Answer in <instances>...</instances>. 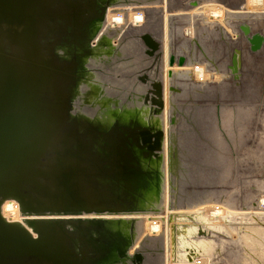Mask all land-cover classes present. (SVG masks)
I'll list each match as a JSON object with an SVG mask.
<instances>
[{"label": "bare ground", "instance_id": "1", "mask_svg": "<svg viewBox=\"0 0 264 264\" xmlns=\"http://www.w3.org/2000/svg\"><path fill=\"white\" fill-rule=\"evenodd\" d=\"M166 1L176 10L169 11ZM166 1L97 0L89 5L51 0L44 13L35 4L46 0L21 5L25 31L35 30L38 41L46 37L44 44L54 42L53 58L65 65L61 72L52 67L46 84L53 120L43 144L50 154L45 164L54 170L44 178L54 196L46 201L63 206L49 217L73 221L79 216L75 213H85L81 235L91 228L83 218L91 221L99 243L92 259L80 264H132L135 253L142 255L140 264H264V209L258 208L264 193L253 207L239 188L241 176L234 183L227 179L224 153L231 149L230 139L237 140L229 112L236 107L222 105L243 93L254 98L247 83L234 86L232 72L240 70L247 53L246 59L261 45L264 52V36L246 24L264 13V0ZM106 17L109 25H104ZM127 19L130 24L122 28ZM146 29L153 31L163 55L161 65L150 71L162 80L161 89L154 85V94L145 100L148 82L138 79L132 67L143 57L138 34ZM236 33L241 39L243 33L249 46L243 39L244 48L235 47ZM8 35L0 23V44L15 57L22 50ZM7 87L9 95L16 92ZM160 128L158 144L154 134ZM1 144L6 147L2 163L24 155L16 139ZM253 157L261 163L262 157ZM238 162L239 172L241 154ZM15 195L2 200L1 214L22 221V194ZM67 226L42 223L40 228L61 235L69 248ZM115 242L125 250L122 257Z\"/></svg>", "mask_w": 264, "mask_h": 264}, {"label": "rangeland", "instance_id": "2", "mask_svg": "<svg viewBox=\"0 0 264 264\" xmlns=\"http://www.w3.org/2000/svg\"><path fill=\"white\" fill-rule=\"evenodd\" d=\"M30 1L31 0H0V23H3L8 29L10 41L17 44L22 50L21 54H16L15 57H10L8 49L0 44V112L5 116H10L11 119L17 118L16 121H12V123L18 126H20V115H18L20 111H23L24 114L27 113L26 116L31 117L30 119L33 117L34 120L28 128L25 127V130L22 127L18 128L20 133H15L16 136L19 135L21 136V139H25V143L29 145V150L27 151L28 159L20 166L16 165L17 167L15 166L11 170H1L2 180L8 183H13L14 185H12L11 188H15L14 190L16 191L21 190L20 188H23L27 182L31 181H35L36 185H38L35 187L39 189L40 180L38 178H42L44 175L41 172V167L46 168L43 167L40 160L44 158V152H47V150L43 148L44 146L41 142L53 120L50 115L51 109H53L51 107V96L49 95V91L46 90L47 78L48 74L53 71L52 67H58L59 72H61L60 70L65 69V65L62 61L61 63L56 62L53 58L54 53L50 47L54 45V42L44 44L47 42L46 37L42 36L38 41L35 30L29 28V32L25 31V27L27 26L21 19L26 16L21 10V5L31 3ZM46 1L48 2H45L42 5L36 3L35 8L39 5L38 9H41L43 13L48 12L50 9L47 7L45 8V6L51 5L52 2L51 0ZM66 1L75 2V0ZM79 1L81 3L87 2L89 5L93 3V1L97 2V0H84V2L82 0ZM101 1L105 2V0ZM133 1H155L160 4L163 2L165 3L166 0H124V3H133ZM16 2H18L20 8L16 5ZM187 2L190 5H194L200 3V0H187ZM166 4L169 11L176 10L171 9V7L168 6L167 1ZM78 7L80 8L74 7L70 9V11H79L83 5ZM108 11L112 12L111 8H109ZM262 15H264V13H259L256 17L254 16L255 18H252L253 21L251 23L248 21L245 22L250 30L253 29L252 27H255V31L264 36V16ZM36 17H38V15H36ZM108 21L109 19L106 17L104 19V25H109L110 22ZM127 21H129V19L126 20V23L122 24V28H125L127 24H130V21ZM245 22L243 23L245 24ZM24 32L26 33L24 34ZM183 35L185 37L187 36L185 34ZM138 36L143 45V57L140 58L141 62L138 63V65L132 67V70H137L135 71V75L138 79H141L143 82H148L145 92L146 100L147 97L154 94L152 90L154 85H158V88L161 89L162 80L159 77L151 75L150 71L161 65L160 62L163 51L159 48V46H161L160 42L154 39L155 36L152 30L146 29L141 31ZM232 37H237V44L235 47L239 49L241 47L244 48L243 45L241 46V43L244 44L242 42L243 39L244 41L246 40L243 33L242 39L239 33H236V35ZM114 39H116V36H114ZM245 42H247V40ZM247 44L249 46L248 42ZM262 50L261 45L259 50L250 53L251 55L248 59H246L248 55L247 53L246 57H243L242 59V66L240 70L236 73L232 72V76L236 75L233 76L234 86L237 88L240 84L247 83L245 89H247L248 93L253 91V93H255L254 98L248 100L245 98L243 93L242 98L239 99H236L237 97L233 96L236 101H230L226 104L222 103L223 107H236V110H234L233 113H231V111L229 112V117H231L229 122L233 123L231 132H235L237 134V140L231 138L229 144L231 145V149L229 150L228 148L227 152L224 153L226 154L227 160L226 166H228V168H226L227 179L229 182L232 181L234 183L237 176H241V180L245 184L243 186L242 182L238 181L239 188L242 191L245 203L247 204L248 202L253 207L258 206V197L261 193H264V139L260 138L264 132V121L261 117V114H264V52L261 53ZM62 55L64 57L67 56L66 54ZM162 66H164L163 61ZM201 69L202 73H205L202 66ZM187 72L191 73L190 71ZM211 75V73L210 75L208 73V79H212ZM8 81H11L12 84H17L18 82L23 81L24 85L30 89L32 97L30 99H25L23 97V93H18L16 89V92L12 94V97H10L8 94V87L6 85ZM147 92L150 93L148 94ZM57 100L62 102L60 98H57ZM238 107H241V110H237ZM7 113L9 115H7ZM156 131L157 134H154V136L159 138L158 144H160L163 130L160 128ZM139 133L141 142H143L142 131ZM240 154L241 170L238 172L240 168L238 162ZM253 156L262 157L261 163L258 162V159H254ZM4 172L8 176L3 177L2 174ZM1 197L2 196H0V208L2 200H4L7 196L3 198ZM41 198L45 197L41 196ZM258 208L264 209V203L259 202ZM19 210L23 216L22 221L7 220L6 217L1 214L0 209V227L5 222H10L13 224L12 229H15V233H19L18 229L21 230L23 228L24 230H27L31 239L35 241V245L28 250L23 247H19L20 244L10 241L8 237L2 234L0 228V264H80L81 259H92L95 254L92 248L93 246H98L96 243H99L100 236L95 233V229L92 228L93 226L90 223L91 221L88 220L89 218H83V221H85L86 225H91L90 230L88 233L83 232V235L80 234V215H84L85 213H75L79 216L74 217L72 221V218H70V220L69 218L49 217L56 215V213L31 212L29 209L22 210L21 205ZM32 215H40V217H34ZM27 219L34 220L36 227L29 225ZM43 222L69 225L65 228L64 233L65 235H70L71 237L69 240L70 247H65L63 237L61 235L58 237L52 231L45 233L41 232L38 225ZM26 225L31 228V231L27 229ZM81 236L85 237V242H81ZM14 239L18 240L16 238ZM47 243L54 244V247L56 248L50 250V247L46 246ZM115 244H117V247L120 249L118 250V255L120 254V257H122L125 250L121 248L122 246L118 242H115ZM103 246L107 247L106 243H103ZM104 247L100 249H105ZM46 255L49 256L47 257ZM141 260V253H135L132 256V264H140Z\"/></svg>", "mask_w": 264, "mask_h": 264}, {"label": "water", "instance_id": "3", "mask_svg": "<svg viewBox=\"0 0 264 264\" xmlns=\"http://www.w3.org/2000/svg\"><path fill=\"white\" fill-rule=\"evenodd\" d=\"M14 79H15V77H14ZM8 84L14 86V88L16 89V91L18 93H20V92H21V94L23 93V97L25 99H30L32 97V94H30L31 93L30 89L24 85L23 81H20L17 84H14V83L12 84L11 81H8L6 85L8 86ZM10 97H12V94L10 95ZM0 106H1V103H0ZM7 115H9V114L7 113ZM18 115L22 116V118L19 116L20 126L12 123V121H16L17 118L11 119L10 116H5L3 113L0 112V117L3 118L2 120L0 118V139H3V140H0V155L2 154L1 149L3 147H5L1 144V142L2 141L5 142V141L11 140V139L18 140L21 143L22 151L24 152V155L20 159H18L16 162L2 163V161L0 160V183L3 184L4 188H7V190L0 191V196H2L1 198H3V197L10 195V196H14V197L18 198L15 194H17V192L20 191L22 194V198L19 199V202H20L22 210H24V209L28 210L29 209V210H31V212H38V213L50 212V211H53L52 209H54L56 211H61V210H63V206L59 207V206L55 205L52 207L46 201V200H48V197H50V194H51V197H54L52 195L53 191H51L49 188H47L44 185V182H45L44 178L48 175L54 174L53 173L54 170H52L51 168L48 167V165L45 164L46 158H48L50 156L47 149H46L47 152L46 153L44 152V158L40 160L41 161L40 163L43 165V167H46L47 169L41 167V169H42L41 172L44 175L42 178H38L40 180L39 189H37L35 187V186H38V185H36L35 181H31V182H27L26 185L23 186V188H26V189H28L30 186L31 190H30V188L28 190L20 188L21 190L16 191V190H14L15 188H11V186L14 185L13 183H8V182H5L4 180H2V177H1V170L2 169L11 170L16 165L20 166L24 161H26L28 159V154H27L28 152L27 151L29 150V145L27 143H25V141H26L25 139H21V136H19V135L16 136L15 133L16 132L20 133L18 128L22 127L24 130H25V127L28 128L34 120H33V117H32V119H30L31 117L26 116L27 113L24 114L23 111H20V113ZM145 132H146V130L142 131V133H145ZM146 137H148V136H145L144 134H142L143 140H145ZM156 142L159 143V138L157 136H156ZM43 143H44V140H42V142H41V144L44 146ZM2 176L4 177V176H8V175H6L4 172L2 174ZM41 196H43L45 198H41ZM27 221H28L29 225H31V226H35V224H36L34 220L27 219ZM43 223H52V222H43ZM41 224L42 223H40L38 226L40 227ZM12 225L13 224L10 222H8V223L5 222L3 225H1L0 228H1L2 234L4 236L8 237L10 239V241L20 244L19 247H23L27 250L31 249V247H34L35 241L31 239L28 231L24 230L22 228L21 230L18 229L19 233H15L14 232L15 229H12ZM3 229H5V231ZM7 229L9 230V232H7ZM39 230L41 231V228ZM43 233H45V232H43ZM14 238H16L18 240H15Z\"/></svg>", "mask_w": 264, "mask_h": 264}]
</instances>
